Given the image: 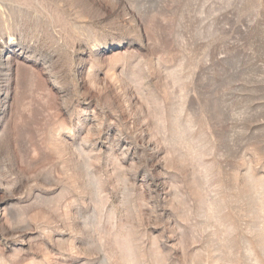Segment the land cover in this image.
I'll return each mask as SVG.
<instances>
[{"label": "rangeland", "instance_id": "1", "mask_svg": "<svg viewBox=\"0 0 264 264\" xmlns=\"http://www.w3.org/2000/svg\"><path fill=\"white\" fill-rule=\"evenodd\" d=\"M0 264H264V0H0Z\"/></svg>", "mask_w": 264, "mask_h": 264}]
</instances>
